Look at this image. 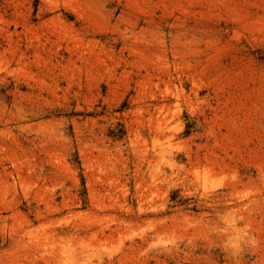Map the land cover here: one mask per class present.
<instances>
[{"label": "rangeland", "instance_id": "374dc122", "mask_svg": "<svg viewBox=\"0 0 264 264\" xmlns=\"http://www.w3.org/2000/svg\"><path fill=\"white\" fill-rule=\"evenodd\" d=\"M0 264H264V0H0Z\"/></svg>", "mask_w": 264, "mask_h": 264}]
</instances>
